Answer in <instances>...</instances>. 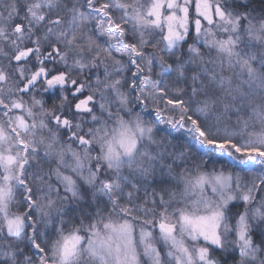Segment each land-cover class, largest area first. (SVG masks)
<instances>
[{
  "label": "snow or ice",
  "instance_id": "6c2138e0",
  "mask_svg": "<svg viewBox=\"0 0 264 264\" xmlns=\"http://www.w3.org/2000/svg\"><path fill=\"white\" fill-rule=\"evenodd\" d=\"M0 264H264V0H0Z\"/></svg>",
  "mask_w": 264,
  "mask_h": 264
}]
</instances>
